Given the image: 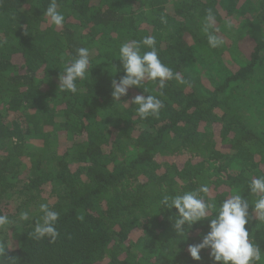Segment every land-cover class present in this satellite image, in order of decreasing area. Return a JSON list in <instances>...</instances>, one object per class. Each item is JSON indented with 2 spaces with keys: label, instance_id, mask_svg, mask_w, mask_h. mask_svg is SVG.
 Returning a JSON list of instances; mask_svg holds the SVG:
<instances>
[{
  "label": "trees",
  "instance_id": "1",
  "mask_svg": "<svg viewBox=\"0 0 264 264\" xmlns=\"http://www.w3.org/2000/svg\"><path fill=\"white\" fill-rule=\"evenodd\" d=\"M50 3L0 0V213L17 203L5 213L14 223L0 228L5 264H214L209 250L195 261L187 249L215 213L178 236L177 210L160 200L201 185L217 206L236 193L256 199L248 184L264 175V0H57L62 28L43 15ZM209 8L225 40L218 48L202 31ZM246 15L258 34L232 43L231 57L224 17ZM148 35L189 83L145 81L121 97L129 107L114 102L120 45ZM80 47L91 52L89 74L77 93L60 91ZM136 95L158 96L159 116L141 119ZM41 203L59 213L52 243L32 236ZM246 227L264 264V223Z\"/></svg>",
  "mask_w": 264,
  "mask_h": 264
},
{
  "label": "clouds",
  "instance_id": "2",
  "mask_svg": "<svg viewBox=\"0 0 264 264\" xmlns=\"http://www.w3.org/2000/svg\"><path fill=\"white\" fill-rule=\"evenodd\" d=\"M58 7L57 0H51L43 15L50 24L62 28L65 24V15ZM161 22L167 23L166 18L162 16ZM215 25L216 14L209 8L203 18L202 31L207 35L208 45L212 48L225 44L223 36L217 34ZM119 60L124 75L118 81L112 80L111 95L113 101L121 105L129 107L128 101L120 102L121 97L127 96L131 88L141 89L145 81L158 82L160 89L166 87V83L173 79L181 84L189 83L161 61L156 47V37L153 35L123 42L119 48ZM90 64V50L86 47L77 48L75 55L60 72L58 89L77 93V81L86 78ZM112 69L115 73L121 70L115 67ZM130 103L135 105L136 114L141 119L158 117L164 107L163 101L156 95H136ZM248 189L250 194L256 197L251 203L243 194L236 193L228 196L217 206L214 199L205 198L210 197V188L207 185H201L198 189L183 194H166L162 197L160 200L162 206L177 210L173 226L178 236H184L196 223L209 218L210 213H215L210 219L209 231L202 235L201 242L189 245L187 251L191 259L201 260L202 250H209V257L214 264H256L261 259L262 251L250 237L246 225L250 224L253 218L264 223V175L254 176L248 184ZM39 211L41 216L35 223L32 236L36 240L48 239L50 243L55 242L60 235L57 229L59 213L48 203H41ZM18 219L21 222L28 221L29 212H20ZM13 223L8 215L0 213V228ZM7 251L5 246L0 245V257H3L0 264H5ZM7 264H17V261L12 259Z\"/></svg>",
  "mask_w": 264,
  "mask_h": 264
},
{
  "label": "rangeland",
  "instance_id": "3",
  "mask_svg": "<svg viewBox=\"0 0 264 264\" xmlns=\"http://www.w3.org/2000/svg\"><path fill=\"white\" fill-rule=\"evenodd\" d=\"M225 25H226V30H228V33L230 34V41L227 39L226 44L228 45L229 48H232L234 50V47L232 46V43H236L237 46H247L249 43H251V36L257 35L258 32L255 31V28L253 25V21H251V18L249 15H246L245 18L243 17H224ZM249 21V22H248ZM236 50H234L233 53H230L231 57L236 55ZM235 54V55H234ZM238 54L241 55V51L238 50ZM229 55V54H228ZM229 58V57H228ZM14 202V201H13ZM7 205V204H6ZM15 205H17L16 202L13 204H9L7 207L9 209L3 210V214H12L14 215L16 212L14 210ZM3 206V205H2ZM10 230H7L9 232Z\"/></svg>",
  "mask_w": 264,
  "mask_h": 264
}]
</instances>
